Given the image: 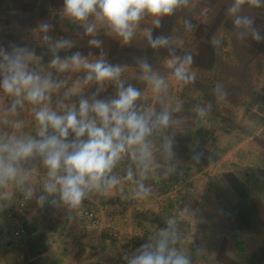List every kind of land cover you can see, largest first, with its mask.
Instances as JSON below:
<instances>
[{
  "label": "clouds",
  "instance_id": "1",
  "mask_svg": "<svg viewBox=\"0 0 264 264\" xmlns=\"http://www.w3.org/2000/svg\"><path fill=\"white\" fill-rule=\"evenodd\" d=\"M190 2L63 0L60 19L92 37L88 45L100 49L98 57L75 51L62 58L59 53H68L75 41L51 35L53 24L48 21L34 30L38 43L51 53L47 64L28 45L0 47V98L5 101L0 106V208L20 197L21 204L34 201L36 209L62 210L73 223L93 196L122 193L128 184L131 198L144 200L152 194L149 181L156 171L164 177L178 171L181 162L174 137L183 133L185 119L176 115L182 105L172 103L170 80L182 86L194 84V59L190 52L178 54L180 38L154 36L153 27L160 28L162 18L176 15ZM246 8H264V0H232L227 14L236 37L264 41ZM146 20L151 27L142 26ZM183 24L185 31L194 29L190 19ZM100 30L122 45L141 36L151 49L167 50L160 68L147 56L135 58L132 79L144 85L143 90L126 77L129 66L106 59L103 41L97 38ZM210 43L219 48L222 41L213 36ZM109 85L114 86V95L100 98ZM148 91L155 107L144 102ZM213 92L217 100L227 96L220 84ZM74 97L78 99L73 101ZM194 109L200 118L210 114L201 103ZM201 155L194 152V163ZM189 218L198 222L191 207L181 208L179 216H166L163 227L151 231L134 252L124 254L126 264H194L195 258L205 256L203 248L189 252L183 246L182 224Z\"/></svg>",
  "mask_w": 264,
  "mask_h": 264
},
{
  "label": "rangeland",
  "instance_id": "2",
  "mask_svg": "<svg viewBox=\"0 0 264 264\" xmlns=\"http://www.w3.org/2000/svg\"><path fill=\"white\" fill-rule=\"evenodd\" d=\"M231 3L191 0L189 7L162 18L160 28L153 27L154 36L180 38L178 54L190 52L194 59V84L182 86L170 80L172 103L182 105L176 115L185 119L183 133L174 137V151L181 162L178 171L167 177L156 171L149 181L152 194L144 200L131 198L128 184L122 193L109 194V199L130 197L123 200L126 211L113 226L106 218L97 226L87 222L84 210L97 205L94 197L85 201L73 223L62 210L36 209L34 201L21 204L17 197L0 208L2 248L13 252L16 264H126L124 254L134 252L151 231L164 226L166 216H179L183 207H191L198 221L189 218L182 224L183 246L189 252L197 247L206 252L194 264H264V41L236 37L227 14ZM49 13L23 19L32 24L29 29L5 26L6 20L1 19L0 47L28 45L47 64L51 53L38 43L34 30L48 21L53 24L51 35L75 41L68 53H59L62 58L75 51L100 55V49L88 45L92 37L82 35V28ZM245 14L254 18V26L264 35V8H246ZM185 18L194 26L190 32L184 29ZM142 26L152 23L146 20ZM213 36L221 39L219 48L211 45ZM97 38L103 41L106 59L129 66L125 75L141 90L144 85L132 79L135 58L147 56L160 68L168 55L165 49H151L141 36L130 45H122L104 30ZM217 84L227 92L224 100L215 98ZM94 90L95 86L89 92ZM114 92V86H106L100 98ZM144 102L156 106L150 91ZM4 103L0 98V106ZM198 103L210 108L207 117L197 115L194 107ZM196 151L202 153L198 164L192 160ZM22 205L25 213L21 215Z\"/></svg>",
  "mask_w": 264,
  "mask_h": 264
},
{
  "label": "crops",
  "instance_id": "3",
  "mask_svg": "<svg viewBox=\"0 0 264 264\" xmlns=\"http://www.w3.org/2000/svg\"><path fill=\"white\" fill-rule=\"evenodd\" d=\"M62 6L63 0H0V23L1 19H5V26L14 25L29 29L32 24H28L23 19L41 17L48 11H50L48 15L52 17L59 16L58 13ZM3 242L0 231V264H16L13 252L5 247L2 248Z\"/></svg>",
  "mask_w": 264,
  "mask_h": 264
},
{
  "label": "built area",
  "instance_id": "4",
  "mask_svg": "<svg viewBox=\"0 0 264 264\" xmlns=\"http://www.w3.org/2000/svg\"><path fill=\"white\" fill-rule=\"evenodd\" d=\"M97 205H89L84 210V217L87 222L92 225L102 224L104 218L109 221L110 225H115V223L120 219L126 211V203L120 198H104L100 196H93ZM25 207L22 205L19 208V213L22 215L25 213ZM16 235L20 234V229H16Z\"/></svg>",
  "mask_w": 264,
  "mask_h": 264
}]
</instances>
